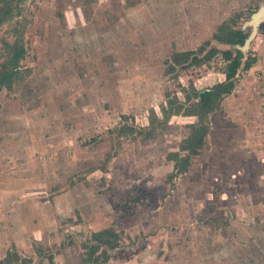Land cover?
Returning <instances> with one entry per match:
<instances>
[{"label":"rangeland","instance_id":"1","mask_svg":"<svg viewBox=\"0 0 264 264\" xmlns=\"http://www.w3.org/2000/svg\"><path fill=\"white\" fill-rule=\"evenodd\" d=\"M13 5L0 73L7 42L21 36L27 55L0 87V259L94 264L106 231L116 246L101 243L95 264H264V0ZM224 23L256 31L257 61L190 151L199 118L169 110L224 81L226 62L172 70L171 57L230 49L214 39ZM176 154L191 156L180 170Z\"/></svg>","mask_w":264,"mask_h":264},{"label":"trees","instance_id":"2","mask_svg":"<svg viewBox=\"0 0 264 264\" xmlns=\"http://www.w3.org/2000/svg\"><path fill=\"white\" fill-rule=\"evenodd\" d=\"M4 1H6V6L0 11V25L4 24L15 15L14 0ZM250 35V32L244 29L233 28L228 23H224L219 27L218 32L214 34V39L220 44L231 46L230 49L220 50L219 48H212L208 51L207 48L210 42H206L205 45L196 50L177 52L171 57L170 67L172 70L178 67L184 68L191 65H202L211 61L214 56L219 54L222 55L226 62V66L223 69V73L226 76L224 81L202 92L194 91L189 94L188 98L190 104L186 108H184L183 104H177L174 107L172 106L169 110L171 115L183 113L187 116H197L199 118V121L191 126L195 135L189 143L190 151H193L195 148L201 149L205 146L206 137L210 132L209 125L205 122L206 118L211 113L219 110L224 98L234 91L239 71L241 69L249 70L256 63V56L246 52L247 49H245L246 42ZM6 46L10 53V61L8 68L0 73V87L2 85L1 80L13 79L20 75L22 61L27 55V50L21 36L12 43L7 42ZM234 48L236 49L234 50ZM164 113L167 114V110H164ZM190 159L191 156L189 154L184 156L179 154L174 155L173 160L176 161V169L180 170ZM105 232H95L93 239L100 241V244L104 243L110 248H114L116 242L106 240ZM100 244L90 245V260H92L94 264L100 260V256L96 255V253L102 249ZM14 259H19V256L17 253H15L14 256V253L10 251L6 258L0 259V264H11ZM22 262L24 264H34L31 259H22Z\"/></svg>","mask_w":264,"mask_h":264},{"label":"water","instance_id":"3","mask_svg":"<svg viewBox=\"0 0 264 264\" xmlns=\"http://www.w3.org/2000/svg\"><path fill=\"white\" fill-rule=\"evenodd\" d=\"M264 17V8H262L258 13H256L253 17V22L256 25H259L261 19ZM256 36V31L253 32L250 37L248 38L246 45H245V49H248L250 47V44L253 40V38Z\"/></svg>","mask_w":264,"mask_h":264}]
</instances>
